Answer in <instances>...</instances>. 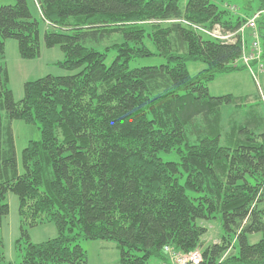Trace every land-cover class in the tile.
I'll use <instances>...</instances> for the list:
<instances>
[{"label": "trees", "instance_id": "16d2710c", "mask_svg": "<svg viewBox=\"0 0 264 264\" xmlns=\"http://www.w3.org/2000/svg\"><path fill=\"white\" fill-rule=\"evenodd\" d=\"M222 1L31 0L46 24L44 45L58 46L59 65L76 72L26 81L15 101L0 63V226L12 192L19 264H87L79 239L114 242L119 264L168 263L166 245L200 248V264H264L263 117L260 125L246 116L229 125L221 144L222 106L239 99L210 95L207 85L246 68L233 65L241 41L198 30L235 31L264 0H242L238 8H220ZM28 2L0 5V59L8 38L20 57L40 54V22ZM257 24L264 63V16ZM106 39L103 50L91 45ZM244 39L249 51L250 34ZM110 49L116 55L106 64ZM151 55L165 62L129 67ZM188 62L204 68L192 76ZM13 119L37 123L40 132L22 149L21 170ZM171 152L177 160L159 156ZM210 219L220 220L223 234L202 246L201 222ZM44 223L56 236L30 241L26 226ZM255 233L260 238L250 243ZM1 247L0 238L3 260Z\"/></svg>", "mask_w": 264, "mask_h": 264}, {"label": "rangeland", "instance_id": "374dc122", "mask_svg": "<svg viewBox=\"0 0 264 264\" xmlns=\"http://www.w3.org/2000/svg\"><path fill=\"white\" fill-rule=\"evenodd\" d=\"M14 0H0V5L13 4ZM30 11L34 17L39 20L40 31V54L35 58H22L17 50V42L15 39H5V53L0 63L7 70L8 87L12 92L13 99L18 101L23 96V84L26 81L35 80L45 75L51 74L55 76L73 74L76 70H67L59 65L64 58L63 52L58 46L46 47L43 42V33L46 24L42 22L35 6L29 0ZM228 4L229 8H238L242 4V0H223L219 2L220 8H225ZM109 39L104 40L100 45H94L99 50H103ZM89 45V44H88ZM115 50H109L105 59L106 64L111 63ZM165 59L159 55H151L142 58H136L129 62V67L159 65L164 63ZM264 66V63H263ZM190 75L197 74L204 68L201 62H188L186 64ZM255 77L253 72L247 68L230 73L218 74L214 80L208 83V91L210 95L220 96L231 94L239 99L237 103L224 104L221 109L222 124L224 125L221 144L226 145L228 137L227 128L229 125L237 124L242 118L251 117L256 120V124L261 120L257 116L262 114V126L264 127V67L261 73H257V68L254 65ZM259 118V117H258ZM5 121V117H4ZM11 127L14 137L16 159L19 170H21V152L30 140H38L40 132L38 124L26 123L22 120H11ZM159 156L164 160H177L178 157L174 152L160 153ZM183 182V177L180 179ZM192 195V191H187ZM5 202L8 204V214L3 218L0 226V238L2 240L1 254L2 264H19L20 251L18 249L17 240L21 236V218L18 214V199L15 194L8 192L5 197ZM264 206V201L263 204ZM207 231L203 236L202 246L209 243H216L223 234V229L219 219H210L201 222ZM29 240L34 243H39L56 236V229L51 223H44L38 226H26ZM260 238L259 233L251 234L249 242L253 243ZM22 237L21 241H23ZM78 243L86 251L87 264H119L118 249L114 242L103 240H84L79 239ZM200 250V248H198ZM146 264H158V260H150Z\"/></svg>", "mask_w": 264, "mask_h": 264}, {"label": "built area", "instance_id": "2783aa9c", "mask_svg": "<svg viewBox=\"0 0 264 264\" xmlns=\"http://www.w3.org/2000/svg\"><path fill=\"white\" fill-rule=\"evenodd\" d=\"M262 16H264V9L254 13L235 31L224 30L219 25H214L212 28L207 29L198 27V30L202 34H205L224 43L234 42L239 36L241 41L242 53L239 58L234 60L233 65H244L248 70L253 72V77L256 78L253 66H256L257 73H261L264 67L261 60V43L259 39L257 24V21ZM246 33L250 34L251 37L248 46L249 51H246V40L244 39ZM164 252L168 256L169 264H200L202 260L201 252L198 249H194L190 252L184 253L174 250L170 246L166 245L164 247Z\"/></svg>", "mask_w": 264, "mask_h": 264}, {"label": "crops", "instance_id": "0c3cea01", "mask_svg": "<svg viewBox=\"0 0 264 264\" xmlns=\"http://www.w3.org/2000/svg\"><path fill=\"white\" fill-rule=\"evenodd\" d=\"M158 264H162V262L160 261V262H158Z\"/></svg>", "mask_w": 264, "mask_h": 264}]
</instances>
